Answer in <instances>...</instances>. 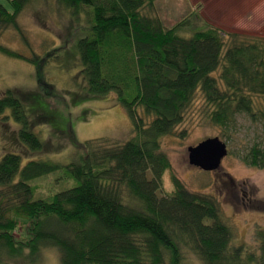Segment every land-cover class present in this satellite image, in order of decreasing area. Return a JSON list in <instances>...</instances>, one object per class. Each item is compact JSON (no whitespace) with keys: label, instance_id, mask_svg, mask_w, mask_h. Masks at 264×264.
Listing matches in <instances>:
<instances>
[{"label":"trees","instance_id":"16d2710c","mask_svg":"<svg viewBox=\"0 0 264 264\" xmlns=\"http://www.w3.org/2000/svg\"><path fill=\"white\" fill-rule=\"evenodd\" d=\"M4 1L0 38L12 28L29 47L19 16L33 0ZM156 1L59 0L74 20L88 23L71 46L86 97L115 93L135 135L121 144L79 143L70 125L77 149L71 163L24 164L20 155L4 154L0 259L36 264L43 248L54 247L61 264H184L189 249L205 264H264V229L254 232L258 248L233 246L234 230L213 195L192 192L176 177L172 194L160 195L171 168L161 138L184 121L197 93L215 126L229 129L246 116L264 127V37L209 27L186 38L178 31L191 25L187 20L166 28L150 15ZM0 52L37 67L46 100L61 96L41 72L51 62H66L65 47L25 56L0 42ZM7 109L22 126L20 141L40 151L43 142L30 129L27 108L11 90L0 98V115ZM241 160L264 170V147L255 143ZM54 173L76 186L35 199L30 182Z\"/></svg>","mask_w":264,"mask_h":264},{"label":"rangeland","instance_id":"374dc122","mask_svg":"<svg viewBox=\"0 0 264 264\" xmlns=\"http://www.w3.org/2000/svg\"><path fill=\"white\" fill-rule=\"evenodd\" d=\"M150 15L159 17L166 28L187 20L191 25L178 31L186 38L209 27L264 37V0H157ZM19 24L29 47L12 28L3 33L0 42L25 56L33 52L44 55L65 47L66 62H51L42 70L41 77L54 85L61 95L46 100L38 85L37 67L0 52V98L8 90L17 94L27 108L30 129L43 142L40 151H31L23 144L19 139L22 126L7 109L0 115V159L6 153H15L21 156L24 164L32 160L71 163L77 149L69 135L70 125L79 143L106 139L121 144L135 135L132 122L115 93L86 97L87 85L78 74L81 65L71 48L76 39L87 32L88 23L84 18L74 20L59 0H33L19 16ZM209 110L200 92L197 93L184 121L174 133L161 138V151L168 157L171 168L163 175V190L159 194H172L173 177H176L192 192L213 195L234 230L232 245L256 249L255 229H264V170L247 166L241 156L255 143L264 147L263 123L238 116L229 129H222L210 120ZM215 137L228 148L221 168L206 172L192 166L189 147ZM59 177L54 173L30 182L36 187L35 199L50 198L77 184L72 178ZM184 256V264H205L189 249H185ZM21 262V259H0V264ZM36 264H61L59 251L54 247L43 248Z\"/></svg>","mask_w":264,"mask_h":264},{"label":"water","instance_id":"95a60500","mask_svg":"<svg viewBox=\"0 0 264 264\" xmlns=\"http://www.w3.org/2000/svg\"><path fill=\"white\" fill-rule=\"evenodd\" d=\"M189 163L203 171L219 170L224 158L228 155L227 144L218 137L208 138L188 149Z\"/></svg>","mask_w":264,"mask_h":264}]
</instances>
